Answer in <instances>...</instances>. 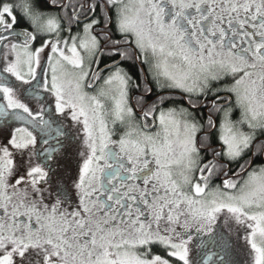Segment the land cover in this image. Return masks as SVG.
I'll use <instances>...</instances> for the list:
<instances>
[{
  "label": "snow or ice",
  "instance_id": "snow-or-ice-1",
  "mask_svg": "<svg viewBox=\"0 0 264 264\" xmlns=\"http://www.w3.org/2000/svg\"><path fill=\"white\" fill-rule=\"evenodd\" d=\"M0 264H264V0H0Z\"/></svg>",
  "mask_w": 264,
  "mask_h": 264
},
{
  "label": "flooded vegetation",
  "instance_id": "flooded-vegetation-1",
  "mask_svg": "<svg viewBox=\"0 0 264 264\" xmlns=\"http://www.w3.org/2000/svg\"><path fill=\"white\" fill-rule=\"evenodd\" d=\"M106 62L110 63L111 61ZM100 66L103 67V64H101ZM129 71L133 76V80L139 82L138 77L141 75V73L147 72V65H143L142 62L138 61L135 65L130 66ZM132 102L134 103V101Z\"/></svg>",
  "mask_w": 264,
  "mask_h": 264
}]
</instances>
